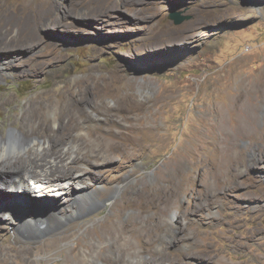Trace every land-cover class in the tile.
Instances as JSON below:
<instances>
[{
    "label": "rangeland",
    "instance_id": "1",
    "mask_svg": "<svg viewBox=\"0 0 264 264\" xmlns=\"http://www.w3.org/2000/svg\"><path fill=\"white\" fill-rule=\"evenodd\" d=\"M0 50V134L54 92L27 127L88 184L0 188V212L45 197L63 223L0 215V264H264V0H0Z\"/></svg>",
    "mask_w": 264,
    "mask_h": 264
},
{
    "label": "bare ground",
    "instance_id": "2",
    "mask_svg": "<svg viewBox=\"0 0 264 264\" xmlns=\"http://www.w3.org/2000/svg\"><path fill=\"white\" fill-rule=\"evenodd\" d=\"M46 21H50L52 25L58 23V19L53 15L48 16L46 18ZM1 52H5V51L0 50V57L5 55H6L5 57L8 56V53L5 52L6 53L5 54ZM13 65L14 63L11 60L6 61L3 59V57L0 58V79L6 77L9 74ZM37 70L38 68L34 65L28 67L27 69L22 68V72L24 74L28 73V71L33 72ZM60 90L63 93V95L69 92L64 86ZM53 94L54 92L53 93L49 92L47 93V95H44V97H40V96L33 97L30 100V103L22 116V121L23 123L26 122V125L21 124L17 127L13 126L8 130L6 134H2V133L0 134V188L8 190L10 191V193L18 192L20 190L26 191L27 185H28V189L30 188V191L38 190L42 192L45 191L44 188L46 187L52 186L53 184L58 185L57 182L63 179H69L72 181L75 180V185L76 187L79 188H83L88 185L85 177H81L80 176L81 174L80 175L76 174L78 170L74 165L76 163L78 164L79 158H77L76 156H72L70 153H68L70 152L69 147L66 148V150L64 149L68 144H70L68 139L58 138L55 135L53 136L50 135L49 137L50 132L47 130L49 124L48 122L45 121H43L44 123L39 124L38 128L31 129L27 127L28 124H30L32 121H34V119L37 118L36 116V112L38 111L37 104H39L41 98L50 101L49 103L50 108L54 106L61 107L63 103L62 98H58L57 101H53L51 100ZM3 103H5V99L0 100V105ZM54 122L57 123L58 126L60 127L58 130H61L62 129L61 127H63V123H61V121H59L58 119H55ZM41 137L48 138L47 145H45L44 142H41L40 140ZM64 150L67 152H64ZM52 154H55V156L52 157L51 156ZM68 160L72 163L73 166L71 165L68 166L67 165L68 163L66 164ZM37 182H45V185L40 186L37 184L34 187H31L32 183L36 184ZM61 188L64 189V187ZM59 189L60 188L55 189L54 187H51L47 190L57 191ZM72 189L74 188L72 187ZM77 191L78 190H76V192ZM1 192H3V194ZM76 192L74 191L73 193L75 195L74 198L78 203L80 201L81 193H79V191L78 193ZM66 193H69V190H67ZM6 194H7L6 191L0 190V195L1 197H3L0 200L4 199V197L6 198V196H4ZM15 194L20 195L17 193ZM40 198H42L43 201L41 200V204L34 214H33V210L32 213H30L29 211H27V209H25V207L23 206L20 207L21 204L17 205L16 203H10L11 202L10 201L9 203L4 202L5 203L3 205L4 209H1L4 212L3 213L0 212V215H4L5 213H7L10 221L17 220V222H19L20 224V227L23 228L24 229L23 231L26 232L34 230L40 233H49L54 231H57L58 233L59 230L62 229L61 225L63 224V223L61 224V222L59 223V220H61V210L55 204L56 201L55 203H53V200L50 199H49L50 201L46 200L48 198L45 197H40ZM37 200L40 201L39 198ZM3 201H1L2 203L0 202V206L1 204H3ZM40 225L43 226L41 227ZM104 225L105 227L107 226L109 227V224L107 223ZM123 227L117 228L118 237L122 236L124 230ZM119 248L121 250H127L128 245L124 244V242H121Z\"/></svg>",
    "mask_w": 264,
    "mask_h": 264
},
{
    "label": "water",
    "instance_id": "3",
    "mask_svg": "<svg viewBox=\"0 0 264 264\" xmlns=\"http://www.w3.org/2000/svg\"><path fill=\"white\" fill-rule=\"evenodd\" d=\"M188 17H182L180 14L178 13H174L171 15V19H173L175 24H180L182 23L184 20H186Z\"/></svg>",
    "mask_w": 264,
    "mask_h": 264
}]
</instances>
